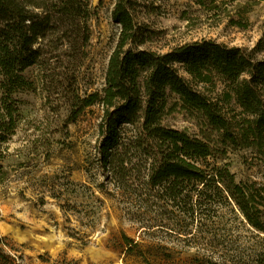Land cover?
<instances>
[{
	"label": "rangeland",
	"instance_id": "rangeland-1",
	"mask_svg": "<svg viewBox=\"0 0 264 264\" xmlns=\"http://www.w3.org/2000/svg\"><path fill=\"white\" fill-rule=\"evenodd\" d=\"M115 2L90 0V40L83 54L62 53L26 71L35 86L19 94L22 121L0 160V246L21 264H264V232L215 187L194 213L188 204L168 203L149 190L139 173L134 186L118 189L97 162L102 107L71 120L77 96L105 87L120 34L112 18ZM136 8L152 31L140 49L167 53L206 39L264 60V0L217 7L197 0H150L148 8ZM198 87L229 117H243L234 100L224 99L223 81L215 78ZM163 121L209 139L216 149L207 160L209 170L227 166L237 183L264 187V150L223 152L219 133L176 96L169 99ZM261 209L264 219V201Z\"/></svg>",
	"mask_w": 264,
	"mask_h": 264
},
{
	"label": "trees",
	"instance_id": "trees-1",
	"mask_svg": "<svg viewBox=\"0 0 264 264\" xmlns=\"http://www.w3.org/2000/svg\"><path fill=\"white\" fill-rule=\"evenodd\" d=\"M226 1L236 0L197 3L217 7ZM149 5L150 0H116L112 18L120 34L109 58L105 87L77 96L71 120L90 107H102L97 162L106 181L118 189L134 186L143 175L149 190H156L168 203L188 204L194 213L215 187L252 227L264 232V187L237 183L227 166L209 170L207 160L216 153L209 139L193 137L163 121L169 99L176 96L184 109L219 133L223 152L263 151L264 60L253 51L206 39L167 53L140 49L151 40L152 31L140 22L136 7ZM92 14L90 0H0V160L22 121L19 94L35 86L26 71L62 53L83 54ZM215 78L227 87L224 99L241 108L239 121L199 89ZM0 264L21 263L0 246Z\"/></svg>",
	"mask_w": 264,
	"mask_h": 264
}]
</instances>
